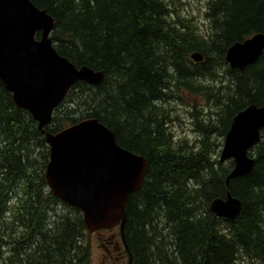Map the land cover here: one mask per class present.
<instances>
[{
  "label": "trees",
  "instance_id": "obj_1",
  "mask_svg": "<svg viewBox=\"0 0 264 264\" xmlns=\"http://www.w3.org/2000/svg\"><path fill=\"white\" fill-rule=\"evenodd\" d=\"M31 1L56 19L52 38L61 55L106 73L97 86L77 82L46 131L94 117L148 160L142 187L126 203L128 262L264 264V128L250 152L253 170L229 185L234 161L222 163V144L212 139L225 138L239 111L264 105V50L243 71L226 59L234 43L264 34V0H207L206 34L164 0ZM195 52L202 61L192 59ZM181 90L208 95L219 109L209 120L196 110L202 136L193 143L167 127L166 107ZM49 155L46 134L0 80V264L91 263L81 210L48 187ZM228 191L243 204L235 219L210 210Z\"/></svg>",
  "mask_w": 264,
  "mask_h": 264
},
{
  "label": "water",
  "instance_id": "obj_2",
  "mask_svg": "<svg viewBox=\"0 0 264 264\" xmlns=\"http://www.w3.org/2000/svg\"><path fill=\"white\" fill-rule=\"evenodd\" d=\"M55 23L48 9L31 0H0V80L46 134L50 158L45 178L52 195L80 209L90 232L119 226L125 242L126 203L142 187L148 160L121 146L115 133L94 117L56 133L46 131L55 108L77 82L97 86L106 77L104 70L77 66L58 52L52 38ZM263 48L264 36L258 34L234 43L226 59L231 68L243 71L259 60ZM191 57L196 62L204 58L200 52ZM263 128L264 105H249L233 118L220 156L222 163L234 161L227 185L253 170L256 159L250 152ZM242 208V201L229 191L210 204L216 216L226 219H235Z\"/></svg>",
  "mask_w": 264,
  "mask_h": 264
},
{
  "label": "rangeland",
  "instance_id": "obj_3",
  "mask_svg": "<svg viewBox=\"0 0 264 264\" xmlns=\"http://www.w3.org/2000/svg\"><path fill=\"white\" fill-rule=\"evenodd\" d=\"M170 5V8H174L175 11L181 17H187L192 19L194 24L198 27L200 33L206 34L210 29V20L207 16V0H164ZM210 82V81H208ZM115 78L110 74L108 80L107 90L113 92V85ZM213 84V82H211ZM115 91V90H114ZM181 99H176L169 103L166 107L172 118L168 123V129L175 135L178 140L188 139L190 143H193L195 138H200L202 135L198 132L196 127L197 116L194 115L196 110H200L198 117H203L209 120L210 117L216 118L215 111H219L214 105L212 97L208 95H193L187 90H181ZM75 115V114H74ZM216 121V120H215ZM218 124V122H216ZM212 139L218 144H222L220 149L222 151L224 145V139L215 133L212 135ZM221 154V153H220ZM226 161L225 163H228ZM64 202V201H63ZM115 235L114 241L121 240L119 227H114L110 231V236ZM86 241L90 244L91 249V263L90 264H101V259L104 258L101 248V241L98 239L95 233L88 232L86 235ZM122 244V242H121ZM126 263L128 257L125 256ZM109 255L105 254V264H109ZM242 264H257V261H251L250 259L242 260Z\"/></svg>",
  "mask_w": 264,
  "mask_h": 264
},
{
  "label": "flooded vegetation",
  "instance_id": "obj_4",
  "mask_svg": "<svg viewBox=\"0 0 264 264\" xmlns=\"http://www.w3.org/2000/svg\"><path fill=\"white\" fill-rule=\"evenodd\" d=\"M110 231H112V229L111 230L101 229L93 232L101 241V248L103 250L102 254L104 256V258L101 259V264L106 263L105 254L109 255V260H108L110 262L109 264H128V262L126 263L124 259L125 256L128 257L126 243L122 239V236H121V240L114 241L115 235L110 236Z\"/></svg>",
  "mask_w": 264,
  "mask_h": 264
},
{
  "label": "bare ground",
  "instance_id": "obj_5",
  "mask_svg": "<svg viewBox=\"0 0 264 264\" xmlns=\"http://www.w3.org/2000/svg\"><path fill=\"white\" fill-rule=\"evenodd\" d=\"M55 25H56V23H55ZM54 31V30H53ZM258 34H262L263 36H264V34L263 33H261V32H259V33H256V34H254V35H252L251 37H249V38H247V39H252V38H254L256 35H258ZM259 37V36H258ZM246 40V39H245ZM263 50H264V48H263ZM263 52V51H262ZM15 102V101H14ZM30 113V112H29ZM31 114V113H30ZM32 115V114H31ZM33 116V115H32ZM34 119V118H33ZM35 120V119H34ZM36 121V120H35ZM37 123H38V121H36ZM39 127V126H38ZM220 156H221V154H220ZM219 160H220V158H219ZM228 161V160H227ZM226 162V161H225Z\"/></svg>",
  "mask_w": 264,
  "mask_h": 264
}]
</instances>
